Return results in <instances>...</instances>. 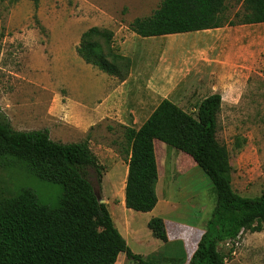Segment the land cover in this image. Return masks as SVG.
Returning a JSON list of instances; mask_svg holds the SVG:
<instances>
[{
    "label": "rangeland",
    "instance_id": "374dc122",
    "mask_svg": "<svg viewBox=\"0 0 264 264\" xmlns=\"http://www.w3.org/2000/svg\"><path fill=\"white\" fill-rule=\"evenodd\" d=\"M160 2L0 0V115L5 116L15 130L46 128L54 141L69 143L87 139L70 122L64 104L66 81L63 80L77 77L76 74L68 75L67 69L92 66L73 49L78 46L84 31L98 26L112 32V46L119 52L116 43L131 31L132 20L151 15ZM243 12V0H225L222 22H233V25L222 26L228 27L224 35L216 30L182 33L177 43L187 44L189 50L184 55L190 56L193 41L222 35L239 37L230 28L243 27L240 24ZM250 27L247 30L249 36L245 35L243 40L235 39L238 47L245 48L241 55L231 54L233 52L229 50L222 52L224 48L211 50L210 47L208 52L211 59L219 55V63L226 64L234 77L228 78V87L222 91L215 136L227 147L233 190L251 197L264 189V23ZM160 41L131 38L129 44L135 60L140 61L144 53H148L150 62L155 61ZM123 52L131 54L129 48L124 47ZM183 61L185 59L180 63ZM232 81L236 85L233 89L229 88ZM117 138L110 135L97 142L116 145L120 141ZM123 142L122 139L120 144ZM91 147L93 153L99 154L96 142ZM166 165L168 181L173 185L167 195L171 205L178 209L166 218L169 240L163 243L154 238L143 218L128 216L126 221L134 231V241L126 243L133 253L144 254L145 258L160 264H186L210 217L215 193L209 178L185 153L169 148ZM89 178L96 195L102 199L108 187L105 183L100 187L92 170ZM22 188L32 189L42 204L52 208L57 206L62 195L61 185L37 179L14 158H1L0 198L11 197ZM219 249L225 256L224 264H264V227L257 232L243 231L235 240L219 244ZM123 256V262L119 260L114 264H137Z\"/></svg>",
    "mask_w": 264,
    "mask_h": 264
},
{
    "label": "trees",
    "instance_id": "16d2710c",
    "mask_svg": "<svg viewBox=\"0 0 264 264\" xmlns=\"http://www.w3.org/2000/svg\"><path fill=\"white\" fill-rule=\"evenodd\" d=\"M224 10L225 0H161L151 15L133 19L129 28L140 37H152L233 25L222 22ZM243 10L240 24L264 23V0H243ZM112 36L92 26L81 34L75 50L84 62L122 80L130 60L114 50ZM221 104L218 92L200 100L194 112L162 99L138 129H125L121 145L129 154L126 208L148 212L156 205L154 140L188 155L209 178L215 204L186 264H224L219 244L264 227V189L250 197L232 188L229 153L215 136ZM8 157L22 162L37 179L61 185L62 195L53 208L30 188L0 198V264H114L119 253L137 264H160L133 253L106 204L98 202L89 175L92 170L100 183L104 166L87 139L54 141L46 128L15 130L0 115V159ZM146 226L154 238L169 240L161 217H151Z\"/></svg>",
    "mask_w": 264,
    "mask_h": 264
},
{
    "label": "crops",
    "instance_id": "0c3cea01",
    "mask_svg": "<svg viewBox=\"0 0 264 264\" xmlns=\"http://www.w3.org/2000/svg\"><path fill=\"white\" fill-rule=\"evenodd\" d=\"M254 24L256 23L242 24L241 28H230V30H235L241 39L238 36L223 37L224 32L228 31L226 26L207 29L208 31L216 30L223 35L215 39L206 38L200 42L193 41L192 48L194 49L189 57L184 55V52L189 50L187 44L183 46L177 43L182 33L141 37L161 39L159 45L157 44L159 54L152 62L148 58V53H144L140 61L135 60L129 42L131 38L135 39L140 36L133 31H128L124 39L122 41L118 39L116 43L118 51L130 60L128 74L122 80L94 66L77 70L67 69L68 75H77L75 79L63 80L66 81L64 82V87H66L64 104L67 106L70 122L87 138L90 149L95 142L100 149L99 154L94 153L98 162L104 166L100 187L104 183L108 187L102 194V200L106 204L114 225L128 244L129 241H134V231L131 230L130 222L126 221L128 216L143 218L144 224H147L151 217L158 216L164 220L167 228V216L177 212L178 209L171 205L167 195L173 190V185L168 181L166 165L167 151L170 147H166L158 140L153 141L157 165L156 205L148 212H133L134 210L126 208L124 188L129 154L123 151L120 144L124 139L125 129H138L162 99L172 101L187 112H194L195 107L204 97L214 92L222 95V91L228 87V78L234 77L230 74L226 64L222 61L219 63V55L211 59L208 51L211 48V50L224 48L222 52L229 50L233 52L231 54L241 55L245 48L238 47L235 39L243 40L245 35H248L247 30L251 29L250 25ZM124 47L129 48L131 54L123 52ZM73 52L76 53L75 48ZM184 59L185 61L180 63ZM180 65L182 67L179 69ZM234 85L232 81L229 88ZM189 107L190 111L187 110ZM86 134L89 136L86 137ZM110 135L117 136L119 143L103 145L101 144L103 142H97V139L102 140ZM123 255L124 253H119L116 261L123 262Z\"/></svg>",
    "mask_w": 264,
    "mask_h": 264
},
{
    "label": "water",
    "instance_id": "95a60500",
    "mask_svg": "<svg viewBox=\"0 0 264 264\" xmlns=\"http://www.w3.org/2000/svg\"><path fill=\"white\" fill-rule=\"evenodd\" d=\"M97 200H98L99 203L103 202V200L100 197H98V196H97Z\"/></svg>",
    "mask_w": 264,
    "mask_h": 264
}]
</instances>
